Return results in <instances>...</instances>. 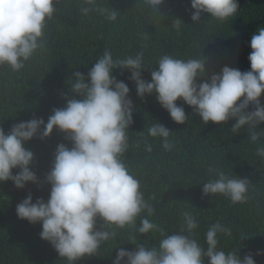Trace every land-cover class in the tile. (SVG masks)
<instances>
[{
	"label": "trees",
	"instance_id": "trees-1",
	"mask_svg": "<svg viewBox=\"0 0 264 264\" xmlns=\"http://www.w3.org/2000/svg\"><path fill=\"white\" fill-rule=\"evenodd\" d=\"M238 5L237 13L226 21L207 13L193 21L195 10L190 0H163L155 8L145 0H59L54 3L53 16L46 19L41 48L18 71L7 64L0 66V128L8 134L21 122L43 119L47 123L55 110L67 107L69 100L83 99L72 90L76 73L87 78L106 51L114 61L141 55V75L146 82H151V74L158 70L163 56L203 60L206 72L197 83L209 81L225 66L251 71V37L264 26V0H238ZM113 12L115 20L108 18ZM112 75L128 86L133 103L128 147L121 159L138 180L153 211L149 214L145 210L135 225L124 228L98 220L96 230L115 232V236L102 241L95 254L73 264H114L120 250L158 249L160 241L173 234L197 241L206 251V233L216 223L231 232L217 234V250L235 252L241 260L251 256L255 264H264V157L258 155L264 148V122L236 130L235 119L205 123L181 99L177 106L184 109L186 120L178 124L155 93L143 98L138 95L130 70L118 67ZM260 103L264 107V94ZM252 111L254 104L245 109ZM156 124L169 130L167 149L163 138L148 134ZM43 130L41 126L24 145L34 154L30 167L39 183H28L21 189L11 180L0 182V264H69L51 242L42 238V223H30L17 214V206L29 195L33 203L38 199L48 201L52 186L46 178L58 146H74L58 128L49 137H42ZM253 133L258 137L255 142ZM18 171L13 170V174ZM221 172L248 181L243 202L233 203L223 194L204 193V185L218 179ZM185 213L198 223L192 232L184 223ZM144 219L157 229L140 233ZM203 264H209L207 256Z\"/></svg>",
	"mask_w": 264,
	"mask_h": 264
},
{
	"label": "clouds",
	"instance_id": "clouds-1",
	"mask_svg": "<svg viewBox=\"0 0 264 264\" xmlns=\"http://www.w3.org/2000/svg\"><path fill=\"white\" fill-rule=\"evenodd\" d=\"M57 2L0 0V66L7 64L18 71L41 48L46 19L53 16ZM145 2L155 8L163 0ZM190 3L195 10L193 21H199L202 13L226 21L239 8L238 0H190ZM108 18L115 20L116 14L113 12ZM179 26L178 20L176 27ZM250 47L251 71L241 72L225 66L220 74H213L203 83H197V78L206 72L203 60L163 56L158 70L151 74V82H146L141 75V55L114 61L106 51L87 78L76 73L72 90L83 99L69 100L67 107L55 110L47 123L43 119L21 122L8 134L0 128V182L11 180L21 189L28 183H39L30 167L34 154L24 145L40 132L41 126L42 137H49L58 128L74 144L71 149L58 146L53 168L46 178L52 186L48 201L38 199L33 203L29 195L17 206L18 216L33 224L42 223V238L73 264L95 254L102 241L115 236V232L96 230L98 220L124 228L135 225L136 218L145 210L151 214L153 210L146 203L138 180L121 159L128 147L127 130L133 122V103L128 86L113 77V70L118 67L130 70L138 95L143 98L155 93L178 124L186 120L184 109L177 106V101L182 99L205 123L221 124L235 119L236 130L264 122V107L260 103L264 94V26L252 35ZM250 104L255 105V111L245 112ZM148 134L163 138L164 147H170V133L164 126L156 124L148 129ZM251 139L255 142L258 137L253 133ZM258 155L264 157V148L258 150ZM15 169L19 171L14 175ZM247 190V180L229 178L222 172L203 188L206 195L223 194L233 203L243 202ZM141 223L140 233L157 229L148 219ZM184 223L188 232L198 228L189 213L184 214ZM218 233L231 235L222 224L212 225L206 233V251L197 241L173 234L163 238L158 249L120 250L114 264H124L125 258L126 264H203L204 256L208 257L209 264H255L251 256L241 260L235 252L217 250Z\"/></svg>",
	"mask_w": 264,
	"mask_h": 264
}]
</instances>
